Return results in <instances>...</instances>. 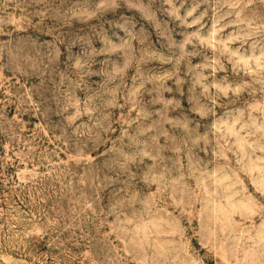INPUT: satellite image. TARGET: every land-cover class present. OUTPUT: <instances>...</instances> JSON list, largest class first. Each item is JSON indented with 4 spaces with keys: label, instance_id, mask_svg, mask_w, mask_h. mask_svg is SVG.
I'll return each instance as SVG.
<instances>
[{
    "label": "rangeland",
    "instance_id": "obj_1",
    "mask_svg": "<svg viewBox=\"0 0 264 264\" xmlns=\"http://www.w3.org/2000/svg\"><path fill=\"white\" fill-rule=\"evenodd\" d=\"M0 264H264V0H0Z\"/></svg>",
    "mask_w": 264,
    "mask_h": 264
}]
</instances>
